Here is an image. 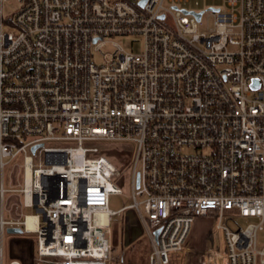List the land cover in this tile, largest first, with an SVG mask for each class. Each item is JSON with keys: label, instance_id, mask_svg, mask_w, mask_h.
Here are the masks:
<instances>
[{"label": "built area", "instance_id": "obj_1", "mask_svg": "<svg viewBox=\"0 0 264 264\" xmlns=\"http://www.w3.org/2000/svg\"><path fill=\"white\" fill-rule=\"evenodd\" d=\"M15 1L0 0V264H124L110 234L127 209L148 264H190L196 216L220 241L198 264H264V0L199 19L187 0ZM93 141L135 144L119 209L122 169ZM28 233L25 257L6 248Z\"/></svg>", "mask_w": 264, "mask_h": 264}, {"label": "rangeland", "instance_id": "obj_2", "mask_svg": "<svg viewBox=\"0 0 264 264\" xmlns=\"http://www.w3.org/2000/svg\"><path fill=\"white\" fill-rule=\"evenodd\" d=\"M183 7L189 10H204L209 7H225V0H187L181 3ZM17 8V2L10 0L3 6L4 15H10ZM213 18L204 13L200 29L212 27ZM111 40L117 42L124 50L137 52L141 48L140 41H131L128 37H113ZM111 47L106 45L103 51H110ZM99 59V58H98ZM97 59V60H98ZM91 145L103 147L107 150V154L111 160L122 169V175L117 179L120 185L121 193L111 194L108 199V206L112 210L130 203V184H129V167L126 163L129 154H133L135 144L133 142H110V141H93ZM131 149V150H129ZM212 217L196 216L190 226L187 236V244L192 247L189 253V263L198 264V251L210 248L212 245L219 246L220 241L216 234H212ZM240 224L245 225V220L240 219ZM110 241L112 246V254L123 259L124 264L133 262L134 264H148V252L150 251L149 236L145 226L138 215L131 210L120 211L113 216L111 223ZM263 233L260 234V240L263 239ZM8 240L15 242L18 240L19 245L14 252L15 255L25 257L32 248L31 242L35 240L34 234L10 235L6 238V248H8Z\"/></svg>", "mask_w": 264, "mask_h": 264}, {"label": "water", "instance_id": "obj_3", "mask_svg": "<svg viewBox=\"0 0 264 264\" xmlns=\"http://www.w3.org/2000/svg\"><path fill=\"white\" fill-rule=\"evenodd\" d=\"M143 3V2H142ZM208 9L210 10H217V8L215 7H209ZM192 14H194L196 16L197 19H199L200 15H201V11L199 12H194V11H188ZM34 149V148H33ZM8 232H14V233H19L21 230L19 228H8L7 229ZM155 234H157V231H155Z\"/></svg>", "mask_w": 264, "mask_h": 264}, {"label": "crops", "instance_id": "obj_4", "mask_svg": "<svg viewBox=\"0 0 264 264\" xmlns=\"http://www.w3.org/2000/svg\"><path fill=\"white\" fill-rule=\"evenodd\" d=\"M19 241L18 240H16L15 242H13L12 241V243H10V249H11V251L15 254L16 252H14L15 250H13V249H16L17 248V246L19 245V243H18ZM13 248V249H12Z\"/></svg>", "mask_w": 264, "mask_h": 264}, {"label": "trees", "instance_id": "obj_5", "mask_svg": "<svg viewBox=\"0 0 264 264\" xmlns=\"http://www.w3.org/2000/svg\"><path fill=\"white\" fill-rule=\"evenodd\" d=\"M109 156H112L113 157V154L110 153ZM126 163H127V161H126ZM127 264H134V263L133 262H130V263L127 262Z\"/></svg>", "mask_w": 264, "mask_h": 264}, {"label": "bare ground", "instance_id": "obj_6", "mask_svg": "<svg viewBox=\"0 0 264 264\" xmlns=\"http://www.w3.org/2000/svg\"><path fill=\"white\" fill-rule=\"evenodd\" d=\"M28 220H29V218H28ZM29 223H30V221H29Z\"/></svg>", "mask_w": 264, "mask_h": 264}]
</instances>
